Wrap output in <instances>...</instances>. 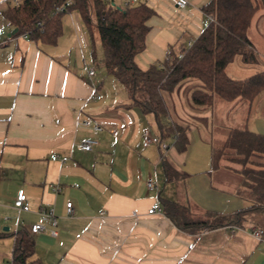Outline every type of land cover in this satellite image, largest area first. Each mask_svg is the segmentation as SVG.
Returning <instances> with one entry per match:
<instances>
[{
  "label": "crops",
  "instance_id": "1",
  "mask_svg": "<svg viewBox=\"0 0 264 264\" xmlns=\"http://www.w3.org/2000/svg\"><path fill=\"white\" fill-rule=\"evenodd\" d=\"M135 1L154 11L146 22L145 48L134 56L141 69L159 66L168 49L186 48L204 27L201 6L207 0H188L184 8L175 0ZM12 6L13 0H0V263L10 262L18 228L28 230L37 222L52 227L39 214L40 206L50 205L55 235L32 234V257L41 264H264V241L250 234L253 228L264 231L251 218L264 219V210L247 212L236 224L192 231L176 226L163 210L147 213L156 200L179 204L192 219L205 218L204 211L228 217L251 204L236 173L210 171L211 146L222 143L230 127L264 134V89L250 105L231 101L236 113L218 98L209 106L185 103L190 112L175 110L174 116L188 124L187 149L177 152L170 137L163 153L158 144L143 146L144 128L157 133L152 116L128 105L127 89L105 70L102 47L76 9L60 16V34L47 44L11 35L14 28L4 12ZM89 66L95 69L91 78ZM239 67L227 74L238 78ZM84 119L104 130L93 133L76 124ZM87 137L97 141L91 151L79 146ZM54 154L69 159L51 160ZM148 178L158 190L148 189ZM20 187L27 211L13 206ZM66 201L72 202L70 215Z\"/></svg>",
  "mask_w": 264,
  "mask_h": 264
},
{
  "label": "trees",
  "instance_id": "2",
  "mask_svg": "<svg viewBox=\"0 0 264 264\" xmlns=\"http://www.w3.org/2000/svg\"><path fill=\"white\" fill-rule=\"evenodd\" d=\"M65 1L68 0H18L4 12L16 28L11 35L25 33L30 40L52 44L60 34V16L76 9L91 39L97 38L102 47L105 70L127 89L128 105L150 114L158 137H172V145L179 153L187 149L188 124L171 117L166 94L182 88L185 103L192 107L209 106L215 98L226 102L241 98L250 105L264 89V69L243 78H232L225 71L237 56L244 63L256 61L247 31L253 16L264 10V0H207L201 6L204 27L179 51L182 57L170 51V60L147 69L139 68L134 56L145 48L146 22L154 13L152 8L137 1L117 5L111 0H69V5L56 11ZM208 15L213 20H208ZM210 159V171L227 168L238 175V185L251 204L228 217L204 211L205 218L192 219L179 204L160 200L164 214L182 230L236 224L245 213L264 210V134L246 126L230 127L222 143L211 146ZM168 168L163 161L165 180L172 176ZM12 236V264H41L32 257L34 240L28 230L18 228Z\"/></svg>",
  "mask_w": 264,
  "mask_h": 264
},
{
  "label": "built area",
  "instance_id": "3",
  "mask_svg": "<svg viewBox=\"0 0 264 264\" xmlns=\"http://www.w3.org/2000/svg\"><path fill=\"white\" fill-rule=\"evenodd\" d=\"M104 1H109V0H104ZM134 1L135 0H125L123 5L130 4ZM13 2H14V5L18 4V0H13ZM69 3H70L69 0L65 1V3L56 7V11L63 10V8L66 7L67 5H69ZM175 5H176V7L184 8L188 5V0H175ZM208 20H213L212 15H208ZM2 30L3 29L0 28V43L2 42V38H1ZM23 35L25 37H27L25 33H23ZM178 57H182V53L179 52ZM170 59H171V54H170V50L168 49V50H166L164 60H170ZM86 73H87V76L89 78H91L95 74L94 67L93 66L87 67ZM92 87H93V89H95V85L92 84ZM96 97L99 98L100 96L98 94H96ZM76 124L80 125L82 127H85V128H89L93 133H98V132L104 130V127L102 125H100L97 122L91 121L90 119H84L81 121H77ZM112 134L116 135L117 132L112 131ZM96 142H97L96 139L91 138V137H87L79 143V146L84 151H91L93 149L94 145L96 144ZM150 143L158 144L163 153H165L169 147V144L165 140H161L156 133L152 132L148 127H146L142 131V144H143V146H146ZM50 158H51V160H58L60 163H64L69 159V156L54 154V155H51ZM146 185H147L148 189H150V190H158V184H157L156 180L148 178L146 180ZM53 189H54V191L59 190L58 186H54ZM13 206L18 211L29 210V205L27 202V195H26L25 189L23 187H20L17 190L15 199L13 201ZM65 210H66V213L68 215L72 214L73 206H72L71 201H66ZM161 211H162V208H161L160 202L158 200L154 201L150 205V207L147 209L148 214H154V213H158ZM39 214H40V217L43 221H50L52 227L47 228L45 226V224L42 222L33 223L28 228L29 233L35 234V233H39V232H44V233H47L50 235H55L56 230L54 229V226H56L57 219H56V215L54 213L53 207L50 205L40 206ZM250 234L255 239L264 241V231L261 228H253L250 231ZM0 264H12V263L3 261Z\"/></svg>",
  "mask_w": 264,
  "mask_h": 264
},
{
  "label": "rangeland",
  "instance_id": "4",
  "mask_svg": "<svg viewBox=\"0 0 264 264\" xmlns=\"http://www.w3.org/2000/svg\"><path fill=\"white\" fill-rule=\"evenodd\" d=\"M116 1H117V4H121V0H116ZM247 36L253 45V50L256 56V61L244 65L241 62L240 57L237 56L233 60L232 64L229 65V68L227 70V73L229 75H233L234 71H236L235 70L236 67H239V65H240L239 67L240 72L235 74V76H237L238 78H243L245 76L251 75L259 70L264 69V10L258 11L253 16L250 27L248 28V31H247ZM96 47L101 48L100 46H97V45ZM165 98H166L167 104L169 105L168 107L170 108L171 117L175 118L174 116L176 115L175 110L177 111V113L178 112L182 114L187 113L186 110L188 109V107L186 106L185 101H184L185 95L182 91V88L178 92H173L170 95L166 94ZM240 100L245 101L241 98ZM223 102L227 103L228 105H232V107H234L233 106L234 104H231L232 102H229V103L225 101ZM238 109L234 107L233 108L234 113H236ZM187 111H189V109ZM231 114L232 113H230V115ZM215 142L218 143L220 141L215 140ZM213 173L214 175H216L217 172L213 171ZM256 217H257L256 220L254 216H252L251 218H253L252 220L254 222H258V223H261V225L262 224L264 225V219H262L261 216H258V215Z\"/></svg>",
  "mask_w": 264,
  "mask_h": 264
},
{
  "label": "water",
  "instance_id": "5",
  "mask_svg": "<svg viewBox=\"0 0 264 264\" xmlns=\"http://www.w3.org/2000/svg\"><path fill=\"white\" fill-rule=\"evenodd\" d=\"M15 30H16V28L13 29V31H15Z\"/></svg>",
  "mask_w": 264,
  "mask_h": 264
}]
</instances>
